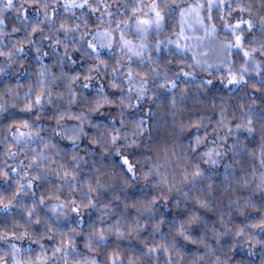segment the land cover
<instances>
[{
	"label": "clouds",
	"instance_id": "obj_1",
	"mask_svg": "<svg viewBox=\"0 0 264 264\" xmlns=\"http://www.w3.org/2000/svg\"><path fill=\"white\" fill-rule=\"evenodd\" d=\"M25 2L26 0H18L21 5ZM6 4L7 0H0V7H5ZM213 11L214 17L211 22L216 24L220 40L233 39L231 30L226 29L224 25L225 23L234 25L239 19L242 24L237 34L246 38L245 47L264 43V0H223V5L214 7ZM245 21L251 22V29L243 23ZM17 26L21 28L18 33L13 32L12 27L0 32V50L15 51L21 46L22 39L24 41L32 39L27 35L30 29L24 30L23 26ZM43 43L46 45L47 41ZM23 47L25 48L23 55L31 58L33 54L31 45L25 42ZM238 51L233 49L234 53ZM254 55L255 62L264 65V49L257 47ZM190 63L189 61L183 66L194 72V81L190 83L188 89L183 87L178 89V93L185 94L191 99L185 101L184 105H177L174 108L166 106L159 110V119L153 117L151 123H147L148 115L146 114L145 128L141 132L137 123L127 116V112L134 106V99L121 104L118 99L119 89L113 90L108 84V78L98 73L94 74L91 83L93 85L103 83L106 94L112 96L113 102L97 108L94 98L89 95L93 89L86 90L80 87L79 83H74L73 88L78 92L75 106L70 104L71 98L67 93L61 99H57L54 95L53 100L65 109L74 107L77 113L84 114L83 117L80 120H68L65 117L59 125L52 120L47 127H44L50 113L36 106L34 99L31 101L33 111L31 113L25 111V105L29 103V99L25 98L24 93L28 91L29 83L27 73L20 74L22 61L19 57H14L11 61L7 56L0 57V103L7 104V111L11 116L28 119L34 131L38 129L39 135L50 138L62 149L61 153L55 157L57 163L63 160L69 167L73 163L72 150L66 147L71 142L63 135L64 129L61 125L68 123L83 127V132L76 141L77 151L84 154L77 176L75 178L69 176L67 180L63 177L50 176L47 178L48 184L45 185L49 187L53 181L63 185L62 190L51 188V191L53 195L59 194L63 197L66 202L64 211L67 216H72L71 200L75 198L82 202L80 215L86 216L89 222L97 220L99 217L97 209L109 200L112 212L103 217V222L106 225H113L118 217L127 218L121 220L123 235L117 236L106 232L109 243L104 247H97L94 253H90L96 256L97 264H108V253L113 249L121 252L124 264H128L129 256L134 258L135 264H264V223H262L264 221V186H257L261 166L258 161L245 155L246 171L249 175L241 174L240 177L224 183L222 166L212 169L205 165L201 153L207 150L209 141L215 139L217 143H221L218 137L223 136L227 128L217 127L218 116L215 114L218 109L210 103L202 102L209 93L206 88L198 87L202 79H210L218 89L229 95L239 90L240 99L246 104L253 105L259 113L262 106L256 98V92L264 94V87H260L259 84L264 81V73L255 72L254 61L251 59L246 62L242 56L234 55L231 58L233 70L240 72L241 66L247 64L248 70L243 72L247 83H241L229 90L222 87L226 83V80L220 79L223 69L217 70L214 62L211 67L205 68L188 67ZM35 81L36 77L33 76L34 93ZM120 81L126 91L122 74ZM253 81L257 82L255 89ZM6 84L12 85L10 95L7 93ZM121 112L124 113L122 123ZM246 112V108L244 112L236 108L234 117L233 108L230 107L227 109V116L229 120L239 119L242 115L247 119ZM4 115L0 112V169L9 167L19 169L15 176L26 184L27 180L41 173L28 167L34 153L29 146L16 143ZM136 115L139 116L140 113L137 112ZM193 120H200L199 128L193 126ZM112 121L116 123L113 124ZM255 127L254 133H240L242 137L246 136L244 142L249 147H255L264 142V125L256 124ZM56 131H59L61 135H55ZM195 132L201 133L204 142L194 153L191 148V137ZM114 134L118 137L115 143H113ZM233 139H235V129L228 143H231ZM92 141L100 142L97 146L99 151L97 147L87 146ZM9 143L12 144L11 152L15 153L14 156L10 154L7 147ZM119 155L130 156L136 171L135 180L127 178L126 170L119 164ZM84 158L89 161V164L84 163ZM93 160L98 164L107 163L108 170L100 176L103 187L90 192L87 183H81L80 177L97 175L90 167ZM193 162L199 163L206 173L217 171L220 173L219 176H213L211 188L207 180L197 179L196 186L193 187L192 177L185 179V169H191ZM42 163L46 167L49 166L48 161ZM253 165L257 170V176L251 175ZM51 166L56 167V165ZM236 171L240 172L239 166ZM163 175L167 176V183L161 180ZM4 179L5 177L0 175V180ZM245 179L247 183L243 182ZM90 183L94 188L96 187L95 179H92ZM31 191L29 189L24 194V198L18 202L14 194L4 196L0 200V206L7 207L11 203L13 207V212L9 213L7 219L0 215V264H17V260L22 261V264H29V257H32L34 262L35 256L45 250L49 253V264H58V261L52 258L51 252L57 239L56 228L63 227L66 221L63 216L60 220L48 219L50 205L57 203L55 200L46 199L45 205L40 206L37 198L38 207L33 208ZM150 195L157 197L155 208H142L139 202L133 200L134 197ZM89 196L96 201V207L83 206L88 203ZM202 200L208 201L207 206L200 204ZM177 201H179L178 205ZM160 208L165 209L163 216L166 219L163 223L160 222L161 215L158 211ZM38 211L41 213L40 223L36 224L34 221ZM29 212H32L31 218L27 215ZM192 215L199 219L190 221ZM180 220L185 221V233L191 239H186L185 235L177 231ZM129 222L133 225L138 224L139 227H129ZM50 223L52 231H48ZM82 227L84 232L89 231L86 225ZM9 233H15V235L10 238ZM48 236H52L53 239L49 241ZM165 242L171 254L170 258L163 251ZM149 245L157 246L158 251L152 252ZM79 248L81 252H87L83 243L79 244ZM29 249L31 252L28 251Z\"/></svg>",
	"mask_w": 264,
	"mask_h": 264
},
{
	"label": "snow or ice",
	"instance_id": "obj_2",
	"mask_svg": "<svg viewBox=\"0 0 264 264\" xmlns=\"http://www.w3.org/2000/svg\"><path fill=\"white\" fill-rule=\"evenodd\" d=\"M223 5V0H26L21 5L18 0H7L5 7H0V32L7 29V14L13 12L16 16L18 25L23 26L27 35L32 39L29 41H20L21 46L15 51L9 49L7 52L0 50V57L7 56L11 61L14 57H19L22 64L20 74L27 73V82L29 89L24 93L29 103L25 105V111H33L32 100L41 110L49 112L47 123L44 127L55 120L59 125L65 120H80L83 113H77L73 108L65 109L53 100L63 98L67 93L71 100L70 104L76 105L78 92L73 88L74 83H79L83 89H93L89 93L94 98L97 108L104 107L105 104H111L113 98L106 94V88L103 83L93 85L94 74H99L108 78V84L113 90L119 89L118 99L121 104L134 99V106L127 112L130 120L135 121L141 132L145 128V115H148L147 123L152 122V118L159 119V110L167 107L174 108L177 105H184L185 101L191 97L178 93L181 87L188 89L191 82L194 81V72L189 71L183 65L191 62L188 67H211L214 62L217 70L223 69L221 81H225L223 88L231 90L234 86L241 83H247L243 72L247 71V64L241 66L240 72L233 70L231 58L242 56L247 62L249 59L254 61L253 67L257 74L264 73V65L255 62L256 48L264 49V43L256 46L245 47L246 38L237 34L242 21L237 19L235 24L225 23L224 27L231 30L233 39L223 41L219 39L217 26L213 21L214 7ZM226 6V5H225ZM222 19V17H221ZM249 29L252 28L251 22H243ZM12 31L18 33L21 28L13 24ZM45 32L47 34H45ZM47 41L44 45L43 42ZM27 42L32 47V57L23 55L25 48L23 44ZM43 48V50H42ZM238 49L237 53L233 49ZM123 57V59H121ZM47 60V62H45ZM123 75L126 91L120 81V75ZM36 77V91L33 92L32 77ZM257 82L253 81V88H256ZM260 87H264V81L259 82ZM209 86H211L209 88ZM7 93H12V85H5ZM198 87L208 90V96L202 101L210 103L218 109L215 114L217 127H226L227 132L218 139L208 142L207 150L201 153L204 157L206 166L217 169L223 167V182L228 183L236 177L249 175L246 171L248 158L258 161L261 171L258 174V187L264 186V142L255 147H249L245 143L246 136L242 137L241 132L245 134L254 133L256 124L264 125V94L256 92V98L259 100L262 110L257 113L254 106L246 104L237 93L229 95L218 89L210 79H202ZM235 102V103H233ZM239 108L241 112L247 109V119L242 115L239 119L229 120L227 109ZM0 112H3L4 119L8 127L12 129V136L17 144L27 145L31 148L34 155L30 158L29 168L41 173L27 180L26 184L16 178L15 174L19 169L9 167L0 169V175L5 177L0 180V200L4 196L14 194L17 202L24 198V194L31 189L32 206L37 208L36 200L39 205L44 206L46 199L55 200L57 203L50 205L48 219L60 220L63 216L66 223L63 227L56 228L57 239L52 248L51 256L58 261V264H97V258L94 254L97 247H104L109 243L107 233H114L117 236L123 235L122 219L118 217L113 225H106L103 217L111 214V201H107L99 206L97 211L99 217L97 220L89 222L86 216H81L82 202L75 198L71 200L72 216L68 217L65 213L66 202L59 194L53 195L51 188L62 190L63 185L56 184L54 181L49 187L48 177H63L65 180L69 176L76 177L81 167L82 152L77 151L76 141L83 132L82 125L64 123L61 125L63 135L71 142L72 166L69 167L61 160L57 163L55 157L62 151L58 145L46 136L39 135V130L33 129V125L26 118L11 116L7 111V104L0 103ZM140 115L137 116L136 113ZM124 113L121 112V123ZM39 119V116H37ZM115 124V121H112ZM195 128L200 127V120H193ZM99 126V125H97ZM235 129V139L228 143L229 137L233 135ZM59 136V131L55 132ZM206 136V133L204 134ZM117 135H113V143L117 140ZM38 142V143H37ZM204 142V137L200 132H195L191 137V148L195 153L198 146ZM81 143H84L81 141ZM99 141H92L88 147H97ZM35 145V147H33ZM50 145V147H49ZM11 155L12 144L7 145ZM99 151V148L97 147ZM51 157V158H50ZM119 164L127 172V178L136 179L135 167L128 155H119ZM187 159V157H185ZM48 161L49 166L42 162ZM84 163L89 161L84 158ZM51 165H56L52 167ZM237 166L240 172L236 171ZM90 167L97 175L95 177L81 176V183H87L89 191H96L103 184L100 176L108 170V164H98L91 161ZM28 175V173H25ZM219 176L220 173H206L204 168L197 162H193L191 169L186 168L184 172L185 179L192 177L193 187L196 186V180L202 179L209 182V188L212 187L213 176ZM251 175L257 176L255 166L252 167ZM95 179L94 188L90 181ZM161 180L167 183V176H161ZM43 181V183H41ZM247 183L245 179L243 181ZM76 186V185H73ZM187 195V193H185ZM134 201L139 202L142 208H155L157 197L155 195L134 197ZM27 203V202H26ZM177 205L179 201L176 202ZM202 206H207L208 201H200ZM84 207H96V201L88 197V203ZM135 206V204L133 205ZM165 209H158L161 215V223L166 219L163 216ZM13 212L12 204L7 207L0 206V215L6 219L9 213ZM40 212H37L35 223H40ZM28 217H32L29 212ZM175 219V216H173ZM195 215L190 217V221L198 220ZM171 224V221L169 222ZM264 223V221H262ZM185 221H178L177 231L185 235L186 239H191L185 233ZM87 226L88 232L83 231L82 226ZM158 226V225H157ZM129 227H139L129 222ZM48 231H52V225L49 224ZM9 237L15 233H9ZM47 239L51 241L52 236ZM83 243L87 252H81L79 244ZM152 252H157V246H148ZM31 252V249L28 250ZM163 251L169 255L167 243L165 242ZM108 264H124L123 256L119 250L113 249L108 253ZM17 264L22 261L17 260ZM29 264H49V253L45 250L35 256L33 262L29 257ZM128 264H135L133 257L129 256Z\"/></svg>",
	"mask_w": 264,
	"mask_h": 264
},
{
	"label": "trees",
	"instance_id": "obj_3",
	"mask_svg": "<svg viewBox=\"0 0 264 264\" xmlns=\"http://www.w3.org/2000/svg\"><path fill=\"white\" fill-rule=\"evenodd\" d=\"M6 24H7V28L8 29H10L13 26V24H17L18 25V22L16 21V16H15L14 12H9L7 14ZM45 62H47V60ZM13 82H15V78H13ZM21 82H23V81H21Z\"/></svg>",
	"mask_w": 264,
	"mask_h": 264
}]
</instances>
